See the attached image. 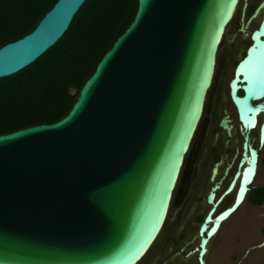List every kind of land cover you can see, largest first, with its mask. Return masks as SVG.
Returning <instances> with one entry per match:
<instances>
[{"label": "water", "instance_id": "obj_1", "mask_svg": "<svg viewBox=\"0 0 264 264\" xmlns=\"http://www.w3.org/2000/svg\"><path fill=\"white\" fill-rule=\"evenodd\" d=\"M84 1L56 0L33 30L2 45L0 77L53 46ZM238 2L137 0L132 22L65 116L0 134V264L141 260L168 218ZM251 20L257 22L228 84L241 154L227 186L219 191L216 181L206 196L210 208L193 249L199 264H205L208 240L245 200L257 174L264 141V0ZM229 122L227 115L219 121L227 136ZM254 128L256 146L249 140ZM216 173L217 164L211 180Z\"/></svg>", "mask_w": 264, "mask_h": 264}, {"label": "rangeland", "instance_id": "obj_2", "mask_svg": "<svg viewBox=\"0 0 264 264\" xmlns=\"http://www.w3.org/2000/svg\"><path fill=\"white\" fill-rule=\"evenodd\" d=\"M261 0H247L243 22H246L254 8ZM243 0H239L234 16L222 38L218 53L215 76L209 89L205 112L192 145L186 155L185 167L181 171L177 189L171 203V210L159 236L137 264H160L164 260L179 261V264H196L197 252L193 251L187 257L183 252L175 253V246L167 248L170 238L182 239L186 250L193 248L199 242L197 234L200 216H204L210 205L205 201V195L218 181L225 166L231 165L225 175L220 189L225 188L229 178L236 169L241 154L242 135L238 130L239 122L233 103L229 97L228 80L233 74L235 62L242 56L250 41L249 35L257 21L246 22L243 31H237L240 26V12ZM227 115L232 125L231 136L218 129L221 117ZM216 133V134H215ZM253 145H258L257 130L250 135ZM226 141V142H225ZM224 158L217 161L218 173L209 180L210 171L216 159L214 151ZM235 156L233 157V155ZM211 179V176H210ZM254 186H264V145L259 149L257 174L252 183ZM225 203L228 204L231 196ZM228 201V202H227ZM202 216V217H203ZM264 203L253 205L245 198L236 211L220 226L219 231L208 243L206 261L208 264H264V245L254 247L264 240ZM184 241V242H183ZM188 261V262H187ZM170 264V263H166Z\"/></svg>", "mask_w": 264, "mask_h": 264}, {"label": "trees", "instance_id": "obj_3", "mask_svg": "<svg viewBox=\"0 0 264 264\" xmlns=\"http://www.w3.org/2000/svg\"><path fill=\"white\" fill-rule=\"evenodd\" d=\"M55 2L0 0V47L33 30ZM136 9L137 0H85L53 46L18 72L0 77V134L65 116ZM246 199L263 204L264 186L251 187Z\"/></svg>", "mask_w": 264, "mask_h": 264}, {"label": "flooded vegetation", "instance_id": "obj_4", "mask_svg": "<svg viewBox=\"0 0 264 264\" xmlns=\"http://www.w3.org/2000/svg\"><path fill=\"white\" fill-rule=\"evenodd\" d=\"M245 1H247V0H243V2H242V6H241V12H240V17H239V20H240V22L242 21V23L240 24V26L239 27H237V31L239 32L240 31V29L243 27V28H245V27H247V25L246 24H248V23H246V22H243V18H244V13H245V9H246V6H247V2H245ZM260 3V2H259ZM258 3V4H259ZM245 4V5H244ZM257 4V5H258ZM256 5V6H257ZM255 6V7H256ZM255 7L253 8V11H254V9H255ZM252 11V12H253ZM243 13V14H242ZM252 14V13H251ZM250 14V15H251ZM250 22H253V21H250ZM246 23V24H245ZM244 54V53H243ZM242 54V55H243ZM231 78L232 77H230V79L228 80V82L231 80ZM222 118V117H221ZM220 118V119H221ZM220 121V120H219ZM218 129L219 130H222L220 127H219V122H218ZM216 134V133H215ZM226 142V141H225ZM226 152L225 153H223L222 155H221V153L216 149L215 151H214V158L216 159V161L214 162V165L212 166V168H211V171H210V176L212 175V170H213V168H214V166L217 164V161H219V160H221L222 158H224V156H226ZM235 155V154H234ZM234 155H233V157H234ZM226 168V166L224 167V169ZM224 169H223V171H222V174L220 175V177L218 178V181L219 182H221V181H223L224 180V178H225V175H224ZM210 176H209V180H211L210 179ZM221 184V183H220ZM211 188V187H210ZM208 192H209V190H208ZM208 192L206 193V195H205V201H206V196H207V194H208ZM198 229V228H197ZM263 232H264V229H263ZM197 234H198V230H197ZM183 238H185V236L184 235H182L181 236V238H179V237H174L173 239H171L170 238V240H169V245H168V247L167 248H172V247H174L175 246V248H176V250H175V253H179V252H183L182 253V257H187L189 254H191L192 252H193V249H194V247L198 244V242H197V244L193 247V248H191V249H189V250H186V248H185V245H184V243H182V239ZM200 238V237H199ZM184 242V241H183ZM263 246V245H262ZM207 251H208V249H207ZM207 254V253H206ZM186 259V258H185ZM187 260V259H186ZM180 261V260H179ZM179 261H174V262H170V260H164L162 263H160V264H166V263H170V264H179ZM196 261H197V263L196 264H199L198 263V260H197V255H196ZM204 263L205 264H208L207 263V261H206V256H204ZM188 262V261H187Z\"/></svg>", "mask_w": 264, "mask_h": 264}, {"label": "bare ground", "instance_id": "obj_5", "mask_svg": "<svg viewBox=\"0 0 264 264\" xmlns=\"http://www.w3.org/2000/svg\"><path fill=\"white\" fill-rule=\"evenodd\" d=\"M237 5H238V3H237ZM237 5H236V7H237ZM236 7H235V8H236ZM234 13H235V11H234ZM234 13H233V15H232V18H233V16H234ZM232 18H231V20H232ZM251 21L254 22V20H251ZM255 24H256V23H255ZM230 101H231V100H230ZM236 114H237V113H236ZM201 119H202V116H201V118H200V121H201ZM254 129H255V128H254ZM254 129H253V130H254ZM253 130H251V131L249 132V140H250V142H251L250 135L252 134V131H253ZM251 143H252V142H251ZM262 145H264V141H263V144H262ZM184 165H185V164H184ZM184 167H185V166H184ZM230 167H231V165H229V169H230ZM229 169H228L227 173H229ZM182 171H183V169H182ZM217 173H218V165H217ZM217 173H216V174H217ZM180 175H181V174H179L178 179H180ZM232 175H233V174H232ZM220 183H222V181H221ZM175 188H177V186H176ZM227 199H229V198H227ZM227 202H228V201H227ZM243 202H244V199H243V201L241 202V204H243ZM241 204H240V205H241ZM240 205H239V206H240ZM239 206H238V207H239ZM238 207H237V208H238ZM237 208H236V209H237ZM236 209H235L234 211H236ZM234 211H233V212H234ZM231 214H232V213H231ZM231 214H230V215H231ZM230 215H229V216H230ZM229 216H228L227 218H225L223 221H221V223L219 224V227L217 228V230L215 231V233L213 234V236L219 231L220 226L223 224V222H224L225 220H227V219L229 218ZM213 236L210 237V239L208 240L207 244L209 243V241L211 240V238H212ZM199 240H200V239H199ZM198 243H199V242H198ZM206 253H207V252H206ZM206 253H205V255H206ZM145 254H146V253H145ZM141 259H142V258H141ZM203 260H204V259H203ZM204 262H205V261H204Z\"/></svg>", "mask_w": 264, "mask_h": 264}, {"label": "clouds", "instance_id": "obj_6", "mask_svg": "<svg viewBox=\"0 0 264 264\" xmlns=\"http://www.w3.org/2000/svg\"><path fill=\"white\" fill-rule=\"evenodd\" d=\"M235 66V65H234ZM234 68V67H233ZM231 77H233V74H232V76ZM232 79V78H231ZM230 82V81H229ZM229 84V83H228ZM229 90V89H228ZM257 136H258V130H257Z\"/></svg>", "mask_w": 264, "mask_h": 264}]
</instances>
